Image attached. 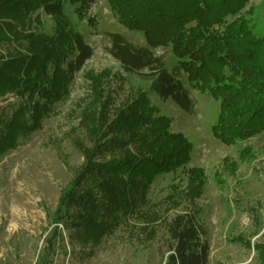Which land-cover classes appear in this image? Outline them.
Masks as SVG:
<instances>
[{
    "label": "trees",
    "instance_id": "obj_1",
    "mask_svg": "<svg viewBox=\"0 0 264 264\" xmlns=\"http://www.w3.org/2000/svg\"><path fill=\"white\" fill-rule=\"evenodd\" d=\"M67 1L0 0V42L12 39L25 51L0 53V97L14 93L23 99L12 115L0 116V157L42 128L43 119L68 96L75 74L93 55L67 18ZM78 1L86 5L90 0H71ZM249 2L108 0L119 23L143 33L149 45L137 48L114 32L109 34V54L126 73L149 81L159 98L191 113L194 102L182 79L185 74L192 89L219 105L213 137L234 145L264 132V35L248 19L238 17ZM40 11L52 20L50 33L39 15L31 17ZM159 47L170 48L176 58L172 72L151 50ZM88 78L93 100L82 113L81 125L91 146L79 143L84 165L61 193L52 216L50 247L61 224L71 233V243L76 239L84 249L99 246L122 216L146 204L157 178L186 168L195 151L184 134L171 132V120L158 114L145 92L110 121L111 99L99 85L103 75ZM188 174L198 183L185 195L189 200L200 198L203 170L192 168ZM166 231L165 264L209 263L210 247L203 240L207 232L193 214L176 215ZM255 250L264 260V245Z\"/></svg>",
    "mask_w": 264,
    "mask_h": 264
},
{
    "label": "rangeland",
    "instance_id": "obj_2",
    "mask_svg": "<svg viewBox=\"0 0 264 264\" xmlns=\"http://www.w3.org/2000/svg\"><path fill=\"white\" fill-rule=\"evenodd\" d=\"M65 13L93 55L75 74L68 96L43 119L42 128L0 157V264H165L166 226L184 213L193 214L207 232L203 240L210 247L208 264H264L255 250L256 245H264V132L227 146L211 132L218 103L192 89L185 74L182 79L194 102L191 113L159 98L149 81L126 73L109 54V34L121 33L137 48L149 45L143 33L119 23L108 0H90L86 5L68 0ZM37 15L50 33L51 18L41 11L31 17ZM238 17L248 19L264 35V0H250ZM16 49L23 50L17 41L0 42L4 55ZM151 50L172 72L177 60L171 49ZM89 75H103L98 84L111 99L110 121L145 92L158 114L171 120V132L184 134L195 151L186 168L157 178L146 194V204L122 216L99 246L84 249L76 239L71 243V233L61 224L50 247L52 216L61 193L84 165L79 143L91 146L81 125L82 113L93 100ZM22 103L14 93L0 97V116L12 115ZM192 168L202 169L205 181L201 197L189 200L185 193L198 183L190 179Z\"/></svg>",
    "mask_w": 264,
    "mask_h": 264
}]
</instances>
